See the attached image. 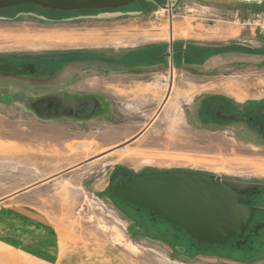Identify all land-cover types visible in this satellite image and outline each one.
Wrapping results in <instances>:
<instances>
[{
  "label": "rangeland",
  "instance_id": "1",
  "mask_svg": "<svg viewBox=\"0 0 264 264\" xmlns=\"http://www.w3.org/2000/svg\"><path fill=\"white\" fill-rule=\"evenodd\" d=\"M172 3L0 8V63L66 58L56 71L38 72L64 77L56 85L0 71V224L49 229L61 243L56 264H264V231L241 244L198 243L112 191L127 176L165 172L218 176L238 193L264 187V139L209 114L216 96L236 104L264 100V35L234 21L236 10L264 11V5L235 0L227 11L211 0ZM200 23L241 29L235 43L224 45L235 51L221 53L208 71L174 56L182 48L178 38L208 35ZM149 44L160 45L164 56L154 65L116 70L103 61L105 54L131 56ZM106 79L112 85L105 87ZM57 89L67 100L90 95L91 113L47 117L45 102L25 101ZM135 134L126 148L102 153ZM9 234L0 230L1 237Z\"/></svg>",
  "mask_w": 264,
  "mask_h": 264
},
{
  "label": "water",
  "instance_id": "2",
  "mask_svg": "<svg viewBox=\"0 0 264 264\" xmlns=\"http://www.w3.org/2000/svg\"><path fill=\"white\" fill-rule=\"evenodd\" d=\"M137 0H0V8L36 4L64 10L115 8ZM262 3L264 0H242ZM1 72L21 73V64L0 63ZM116 197L146 208L198 243L226 244L230 238L244 241L253 208L246 195L216 178L190 173H159L137 179L127 176L114 183ZM246 239V238H245Z\"/></svg>",
  "mask_w": 264,
  "mask_h": 264
},
{
  "label": "crops",
  "instance_id": "3",
  "mask_svg": "<svg viewBox=\"0 0 264 264\" xmlns=\"http://www.w3.org/2000/svg\"><path fill=\"white\" fill-rule=\"evenodd\" d=\"M211 1L212 4H216L217 6H226L228 11L229 4L235 0ZM234 11L235 10H233V14ZM218 22L221 21L218 20ZM200 24L204 28V32L207 31L208 35H205L203 38H178V43L182 44V48L175 51L174 56L176 59L184 58L185 62L187 60L188 65L192 64L197 69L208 71L216 67L221 53L235 51L233 48H229L228 46L224 45H231L232 43H235L236 40L234 39L241 35V29H232L228 25L219 23L212 24V27L208 29L206 28L205 24ZM115 34L119 36H113L115 42H119L123 39L121 37L123 35H120L118 32ZM121 45L124 46L125 44ZM48 46L52 45L47 44L44 47ZM143 49L144 50L141 49L142 51L138 50L136 53H131V56H129L127 53L118 55V58H112V56L105 54L106 57H104L103 61L111 66H115L116 70H120L127 67L134 68L140 64L154 65L156 61L164 59L163 53H161L160 50V45L155 46V44H149ZM105 78L108 79V77ZM58 79L63 80L64 77H58ZM107 79L106 84L104 85L105 87L112 85V83H108L111 79ZM4 226L5 225L0 224V230H3L4 232L6 230L10 232V236L9 239L7 237L0 236V264L58 263V253L61 246L60 239L58 237H53V233L49 229L44 230L46 229L44 227L39 229L37 225L28 228L27 226H30L29 224H22L21 226H24L22 228Z\"/></svg>",
  "mask_w": 264,
  "mask_h": 264
},
{
  "label": "flooded vegetation",
  "instance_id": "4",
  "mask_svg": "<svg viewBox=\"0 0 264 264\" xmlns=\"http://www.w3.org/2000/svg\"><path fill=\"white\" fill-rule=\"evenodd\" d=\"M65 55L67 56L68 54ZM63 56L64 55H61L49 61H46L44 59L42 63L28 60L25 63H22V67L23 69L25 68V71L19 74V76L23 75L19 78L24 77V75L34 76L40 79L41 84L49 82L56 85L57 83L55 82H60V80L55 78L53 74H51V76H46L44 75V73L41 77H39L38 72L43 70L56 71L60 64L66 61ZM41 58H45V56ZM9 64L15 63L9 62ZM43 85L44 84H42L41 86ZM56 91L57 93L34 94L31 95L32 99L27 98L25 101L45 102L46 106L49 109L48 112L44 114L47 117H84L91 113L92 109L89 108V106H92L89 100L90 95H85L82 93L81 96L68 97L71 100H67L64 89H57ZM210 101H212L213 104L209 114L213 117V119H215L214 121H223L231 123L233 125H236L238 123L243 124L247 128L252 129L256 137H258L259 139H264V100H258L254 102L246 101L242 104H236L238 102L236 100H229L221 96H216L215 98L210 99ZM59 106L61 107V109H59ZM247 187L248 190L240 193L247 196L249 200L248 205L253 208V217L249 222V228L244 232V241L241 243H244L245 241H252L254 237L258 236L261 233L259 231H264V187ZM258 223L261 227L256 234L257 231L255 232L254 230H252V228L257 227ZM237 240L239 239L230 238L227 243L235 244V241Z\"/></svg>",
  "mask_w": 264,
  "mask_h": 264
},
{
  "label": "built area",
  "instance_id": "5",
  "mask_svg": "<svg viewBox=\"0 0 264 264\" xmlns=\"http://www.w3.org/2000/svg\"><path fill=\"white\" fill-rule=\"evenodd\" d=\"M172 0H168V5H172ZM165 7H167L165 5ZM234 21L238 22L242 26H248L255 30H257L259 33L264 35V11L263 10H257V11H249L246 13H241L239 11H236L234 14Z\"/></svg>",
  "mask_w": 264,
  "mask_h": 264
},
{
  "label": "bare ground",
  "instance_id": "6",
  "mask_svg": "<svg viewBox=\"0 0 264 264\" xmlns=\"http://www.w3.org/2000/svg\"><path fill=\"white\" fill-rule=\"evenodd\" d=\"M172 15H171V13H170V17H171ZM167 31L169 32V34L171 35L172 34V31H173V25H172V23H170V25H169V27L167 28ZM171 78V77H170ZM163 80V79H162ZM161 81V80H160ZM159 81V82H160ZM171 81V80H170ZM170 81H168V82H170ZM172 82V81H171ZM160 85H162V84H160ZM168 85V84H167ZM169 85H170V83H169ZM173 86V85H172ZM167 87H169V86H167ZM170 88V87H169ZM154 89V88H153ZM169 90V89H168ZM167 90V91H168ZM166 93V92H165ZM155 94V93H154ZM167 95H169L168 93L166 94V96ZM168 99V98H167ZM163 101H165L164 99H163ZM167 101V100H166ZM161 102H162V100H161ZM166 103V102H165ZM160 105H163V102H162V104H160ZM145 129V128H144ZM135 137H137V134H135V135H133L132 137H130L129 139H127V140H125V141H123L122 143H120V144H118V145H114V146H112V147H110V148H108V149H104V150H102V153L103 152H106V151H110V150H113L114 151V149H117V148H126L127 147V144L128 143H130V141H132ZM101 155H103V154H101Z\"/></svg>",
  "mask_w": 264,
  "mask_h": 264
},
{
  "label": "trees",
  "instance_id": "7",
  "mask_svg": "<svg viewBox=\"0 0 264 264\" xmlns=\"http://www.w3.org/2000/svg\"><path fill=\"white\" fill-rule=\"evenodd\" d=\"M146 3V2H145ZM252 5H254V3H251ZM261 5H264V2H262V3H260ZM24 6H36V7H40V8H45V7H42V6H40V5H36V4H21V5H15V6H13V7H24ZM12 7V6H11ZM115 8H117V7H115ZM262 8V7H261ZM45 9H48V10H55V11H66V10H64V9H57V8H45ZM96 9V8H95ZM104 9H114V8H102V9H100V10H104ZM77 10H79V9H77ZM69 11H72V10H69ZM73 11H75V10H73ZM65 60H66V58H65ZM34 62H35V60H34ZM123 201V200H122ZM125 202V201H124ZM125 203H128V202H125ZM128 204H131V203H128ZM132 206H135V207H139V206H137V205H134V204H131ZM140 208H143V207H140ZM143 209H145V210H147L146 208H143ZM154 215V214H153ZM154 216H156V217H159V218H162L161 216H158V215H154Z\"/></svg>",
  "mask_w": 264,
  "mask_h": 264
}]
</instances>
